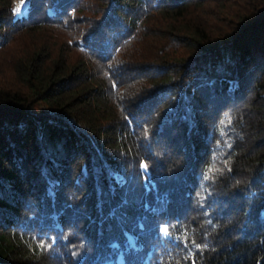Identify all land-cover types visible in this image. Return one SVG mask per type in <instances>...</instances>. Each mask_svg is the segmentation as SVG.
<instances>
[{
	"label": "trees",
	"instance_id": "trees-1",
	"mask_svg": "<svg viewBox=\"0 0 264 264\" xmlns=\"http://www.w3.org/2000/svg\"><path fill=\"white\" fill-rule=\"evenodd\" d=\"M27 3L0 0V264H264V0Z\"/></svg>",
	"mask_w": 264,
	"mask_h": 264
},
{
	"label": "rangeland",
	"instance_id": "rangeland-1",
	"mask_svg": "<svg viewBox=\"0 0 264 264\" xmlns=\"http://www.w3.org/2000/svg\"><path fill=\"white\" fill-rule=\"evenodd\" d=\"M14 1V8H15V15L19 16L26 12L28 3L27 0H13Z\"/></svg>",
	"mask_w": 264,
	"mask_h": 264
},
{
	"label": "snow or ice",
	"instance_id": "snow-or-ice-1",
	"mask_svg": "<svg viewBox=\"0 0 264 264\" xmlns=\"http://www.w3.org/2000/svg\"><path fill=\"white\" fill-rule=\"evenodd\" d=\"M141 168H142V176L144 177V182L147 185L150 181V173L148 171V165H142ZM167 234H168V228L164 227L163 235L165 236V238H169ZM197 247H199V245H197Z\"/></svg>",
	"mask_w": 264,
	"mask_h": 264
}]
</instances>
